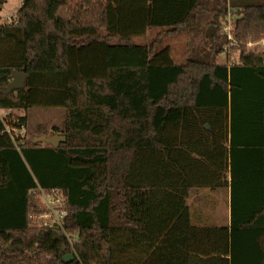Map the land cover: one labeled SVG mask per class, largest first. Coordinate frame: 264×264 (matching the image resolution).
Segmentation results:
<instances>
[{
    "label": "trees",
    "instance_id": "trees-1",
    "mask_svg": "<svg viewBox=\"0 0 264 264\" xmlns=\"http://www.w3.org/2000/svg\"><path fill=\"white\" fill-rule=\"evenodd\" d=\"M17 15L0 24V90L15 71L25 86L0 91V109L27 131L15 143L0 117V264H264V51L247 47L264 2L24 0ZM202 31L207 49L183 63L162 42ZM32 108L64 118L30 129ZM204 171L230 187L229 226L192 223ZM40 191L63 195L62 227L31 224Z\"/></svg>",
    "mask_w": 264,
    "mask_h": 264
},
{
    "label": "rangeland",
    "instance_id": "rangeland-1",
    "mask_svg": "<svg viewBox=\"0 0 264 264\" xmlns=\"http://www.w3.org/2000/svg\"><path fill=\"white\" fill-rule=\"evenodd\" d=\"M255 2H264V0H253ZM22 0H6L3 6H0V24H7V16H11L21 8ZM236 14L229 13L227 19L230 17L232 20H235ZM226 19V20H227ZM207 21V20H206ZM205 25V21H203ZM160 29H151L145 36H138L134 38V41L138 43L149 42L156 36H159ZM204 31V30H203ZM199 34H195L193 32H185L178 36H166L162 38V42L164 45H168L172 49V57L175 62L183 63L187 59L195 57L196 54L201 55L202 52L207 49L206 42L203 40V32ZM227 54H222L218 56L217 62L219 64L227 65L230 62L236 63L238 62L239 52L238 50H231L229 52V60L226 56ZM5 109H0V115L7 114ZM18 114H25V112L21 111ZM28 115V124L30 129H34L38 124H46L47 126H51L53 124H59L62 122L64 118V111L60 108H32L27 111ZM29 129V131H30ZM34 133V131H33ZM34 135V134H33ZM32 136L28 133V137Z\"/></svg>",
    "mask_w": 264,
    "mask_h": 264
},
{
    "label": "built area",
    "instance_id": "built-area-1",
    "mask_svg": "<svg viewBox=\"0 0 264 264\" xmlns=\"http://www.w3.org/2000/svg\"><path fill=\"white\" fill-rule=\"evenodd\" d=\"M24 0H22V3ZM230 17L223 24V31L226 34L228 40L231 44H236L237 42L234 39V22ZM19 22V18L17 13L7 16V24H17ZM247 47L250 51L253 52H262L264 51V38L259 40H254L251 36L248 37ZM11 114L10 111H7V114L0 115L4 122V132L9 134L12 140L17 143L18 141H22L26 136L27 128L24 124H21L17 118H13L11 122L6 121V117ZM41 200L47 206V212L42 215H31V224L33 226H48L51 224H57L62 227L63 220L66 214V211L63 209L64 197L59 192L46 193L44 191H40ZM70 243L73 246V240L69 237Z\"/></svg>",
    "mask_w": 264,
    "mask_h": 264
},
{
    "label": "crops",
    "instance_id": "crops-1",
    "mask_svg": "<svg viewBox=\"0 0 264 264\" xmlns=\"http://www.w3.org/2000/svg\"><path fill=\"white\" fill-rule=\"evenodd\" d=\"M201 186L192 190L187 200L192 223L197 226H226L231 221L230 187H217L215 179L203 172ZM229 183L230 175L226 179Z\"/></svg>",
    "mask_w": 264,
    "mask_h": 264
},
{
    "label": "water",
    "instance_id": "water-1",
    "mask_svg": "<svg viewBox=\"0 0 264 264\" xmlns=\"http://www.w3.org/2000/svg\"><path fill=\"white\" fill-rule=\"evenodd\" d=\"M25 80H26V74L21 71H15L13 73V79L10 82V84L2 88L0 91L4 94H8L11 92H16L18 88H22L25 86ZM33 142H45L48 144H51L52 146L56 147L58 146L61 142L66 141V136L62 134H54V135H47V134H41V135H35L32 138ZM72 255H67L65 256L66 260H71Z\"/></svg>",
    "mask_w": 264,
    "mask_h": 264
}]
</instances>
